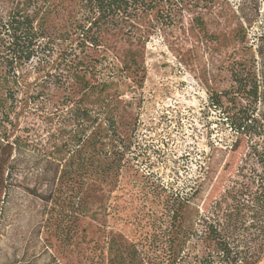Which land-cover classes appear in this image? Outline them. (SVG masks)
Segmentation results:
<instances>
[{
	"label": "rangeland",
	"instance_id": "1",
	"mask_svg": "<svg viewBox=\"0 0 264 264\" xmlns=\"http://www.w3.org/2000/svg\"><path fill=\"white\" fill-rule=\"evenodd\" d=\"M146 3L134 8L124 24L102 33L101 45L94 46L73 33L80 0H0L1 16L23 7L42 33L16 80L0 86V97L12 138L30 133L60 143L75 101L98 106L94 87L111 82L110 108L128 143V176L112 193L117 213L105 215L111 230L140 245L149 236L150 257L156 247L150 236L162 226L153 220L163 212V197L189 194L199 179L205 185L198 199L206 197L210 180L229 155L225 148L214 153V173L207 180L211 139L232 141L228 117L247 103L264 122V0ZM255 84L257 101L247 92ZM217 93L223 106L210 108V96ZM200 165L205 170L198 177ZM26 187L41 191L32 174L18 181L6 213L3 262L64 264L69 259L79 264L78 248L69 254L53 228L43 226L50 205ZM148 206L155 213L138 211ZM97 223L87 221L89 233ZM256 264H264V257Z\"/></svg>",
	"mask_w": 264,
	"mask_h": 264
},
{
	"label": "trees",
	"instance_id": "2",
	"mask_svg": "<svg viewBox=\"0 0 264 264\" xmlns=\"http://www.w3.org/2000/svg\"><path fill=\"white\" fill-rule=\"evenodd\" d=\"M80 1L82 10L73 22V33L94 46L101 45L102 33L124 24L134 8L149 2ZM41 34L35 18L23 7L14 8L6 17L0 15V86L16 80L19 68L33 57ZM110 83L102 80L97 89L94 87L98 106L75 101L60 143H51L45 137L37 139L30 133L12 138L0 97V264H7L1 258V240L6 234L8 204L20 178L26 179L29 174L36 178L41 191L36 187L26 190L50 205L43 226L53 228L69 254L78 248L79 264L258 263L264 257V122L256 107L246 103L228 117L233 130L231 143L211 139L208 168L200 165L198 177L205 170V178H212L211 162L217 150L228 148L225 154L229 155L210 180L204 199H198L205 185L199 179L191 193L178 191L160 201L163 212L153 222L158 220L162 226L150 236V245L156 247L148 257L149 236L140 245L141 241L111 230L105 215L117 213L112 193L128 176V143L118 131L110 108ZM84 88L88 95L89 87ZM247 92L258 100L257 84ZM222 106L221 95L212 94L209 107ZM142 207L139 212L155 213L151 206L147 211ZM88 220L98 222L93 233L87 228ZM70 263L68 259L64 264Z\"/></svg>",
	"mask_w": 264,
	"mask_h": 264
}]
</instances>
